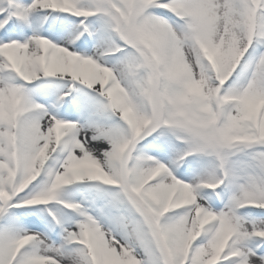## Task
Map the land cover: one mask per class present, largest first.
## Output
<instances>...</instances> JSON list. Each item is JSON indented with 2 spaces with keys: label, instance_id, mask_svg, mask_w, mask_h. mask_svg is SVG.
Returning <instances> with one entry per match:
<instances>
[{
  "label": "snow or ice",
  "instance_id": "6c2138e0",
  "mask_svg": "<svg viewBox=\"0 0 264 264\" xmlns=\"http://www.w3.org/2000/svg\"><path fill=\"white\" fill-rule=\"evenodd\" d=\"M0 264H264V0H0Z\"/></svg>",
  "mask_w": 264,
  "mask_h": 264
}]
</instances>
